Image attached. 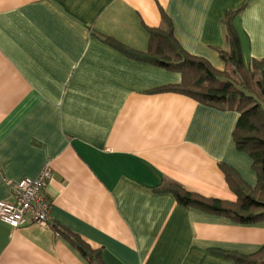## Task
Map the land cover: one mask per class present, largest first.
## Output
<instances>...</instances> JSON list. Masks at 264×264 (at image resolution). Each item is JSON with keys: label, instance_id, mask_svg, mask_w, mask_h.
Wrapping results in <instances>:
<instances>
[{"label": "crops", "instance_id": "obj_1", "mask_svg": "<svg viewBox=\"0 0 264 264\" xmlns=\"http://www.w3.org/2000/svg\"><path fill=\"white\" fill-rule=\"evenodd\" d=\"M161 7L180 44L219 70L222 21L243 7L234 25L245 64L264 57V0H0V200L13 199L8 181L53 168L52 226L0 220V264H89L55 224L101 247L106 264H235L218 253L264 245V221L240 224L157 190L170 179L233 201L220 163L258 180L234 140L237 111L155 92L181 74L104 41L147 50Z\"/></svg>", "mask_w": 264, "mask_h": 264}, {"label": "trees", "instance_id": "obj_2", "mask_svg": "<svg viewBox=\"0 0 264 264\" xmlns=\"http://www.w3.org/2000/svg\"><path fill=\"white\" fill-rule=\"evenodd\" d=\"M242 10L243 7L228 11L222 21L229 46L228 50L219 49L226 64L224 70L215 68L209 60L190 53L180 44L171 18L162 7L163 24L148 28L147 50L133 49L110 36H104V41L132 59L181 74L180 83L164 85L154 89L155 92H175L221 110L239 113L234 140L237 148L252 158V167L258 177L256 185L248 184L232 166L220 163L226 182L236 196L233 201L203 196L170 179H164L157 190L172 193L185 207L251 225L264 221V57L252 58L248 66L245 64L239 33L234 25V18ZM54 230L80 251L89 264H106L101 247L93 246L64 226L55 224ZM218 254L232 259L235 264H264V245L253 254Z\"/></svg>", "mask_w": 264, "mask_h": 264}, {"label": "built area", "instance_id": "obj_3", "mask_svg": "<svg viewBox=\"0 0 264 264\" xmlns=\"http://www.w3.org/2000/svg\"><path fill=\"white\" fill-rule=\"evenodd\" d=\"M53 168L46 162L35 177L8 181L13 199L0 200V220L14 229L28 225L52 226L50 211L52 198L47 192Z\"/></svg>", "mask_w": 264, "mask_h": 264}]
</instances>
